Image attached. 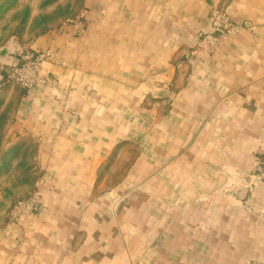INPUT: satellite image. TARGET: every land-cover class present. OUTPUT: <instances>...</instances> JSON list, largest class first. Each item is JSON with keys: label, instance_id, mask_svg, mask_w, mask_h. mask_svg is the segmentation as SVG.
Here are the masks:
<instances>
[{"label": "crops", "instance_id": "crops-1", "mask_svg": "<svg viewBox=\"0 0 264 264\" xmlns=\"http://www.w3.org/2000/svg\"><path fill=\"white\" fill-rule=\"evenodd\" d=\"M80 6L0 46V67L27 45L57 59L54 83L0 84L41 194L0 225V264H264V0ZM217 7L233 31L198 49Z\"/></svg>", "mask_w": 264, "mask_h": 264}, {"label": "rangeland", "instance_id": "rangeland-1", "mask_svg": "<svg viewBox=\"0 0 264 264\" xmlns=\"http://www.w3.org/2000/svg\"><path fill=\"white\" fill-rule=\"evenodd\" d=\"M80 5L81 0H0V46L15 38L29 42L44 29L61 27L80 13ZM2 99L0 93V225L12 217L15 202L31 195L40 180L36 147L18 141L11 132L14 104L5 106Z\"/></svg>", "mask_w": 264, "mask_h": 264}, {"label": "built area", "instance_id": "built-area-1", "mask_svg": "<svg viewBox=\"0 0 264 264\" xmlns=\"http://www.w3.org/2000/svg\"><path fill=\"white\" fill-rule=\"evenodd\" d=\"M75 19L70 18L68 22ZM234 22L227 7H217L212 11L211 30L203 33L197 42L198 49L212 50L233 31ZM55 61L56 54L52 48H24L18 63L5 64L0 67V84H15L31 89L37 83H54L55 77L41 74L45 61ZM259 175L264 178V149L259 159ZM41 194L35 190L31 195L18 199L12 208V219L34 214Z\"/></svg>", "mask_w": 264, "mask_h": 264}]
</instances>
